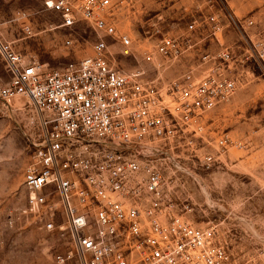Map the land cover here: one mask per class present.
Masks as SVG:
<instances>
[{"label":"built area","instance_id":"built-area-1","mask_svg":"<svg viewBox=\"0 0 264 264\" xmlns=\"http://www.w3.org/2000/svg\"><path fill=\"white\" fill-rule=\"evenodd\" d=\"M213 6L217 0H206ZM128 0H45L58 13L60 26L84 21L99 34L94 54L62 68L27 59L0 29V57L11 79L0 84V116L17 96H25L39 114L32 162L25 170L27 209L48 231L54 230L50 197L58 193L72 249L55 256L57 264H264V247L250 258L238 257L219 238L215 224L199 226L179 212L174 182L167 174L198 157L212 168L230 148H246L230 132L215 138L216 152L199 153L205 140L206 114L230 102L241 85L239 63L231 47L205 52L199 65L165 81L148 77L142 66L124 70L111 63L113 36L125 47L133 38L117 29L115 13ZM19 18L27 19L25 11ZM210 34L219 36L225 23L219 12L206 16ZM253 20H238V25ZM28 28L29 26L26 25ZM165 33L147 64L160 68L196 49L191 36ZM72 40L67 39L66 45ZM259 56L264 58V48ZM204 149V148H203ZM187 208V205H185Z\"/></svg>","mask_w":264,"mask_h":264},{"label":"rangeland","instance_id":"rangeland-1","mask_svg":"<svg viewBox=\"0 0 264 264\" xmlns=\"http://www.w3.org/2000/svg\"><path fill=\"white\" fill-rule=\"evenodd\" d=\"M45 0H0V29L27 59L54 68L94 54L99 34L81 21L72 27L60 26L58 13L45 9ZM25 11L28 18H19ZM219 12L225 23L219 36L210 34L206 16ZM117 29L133 38L125 47L113 36L100 34L108 44L112 64L124 70L139 66L148 77L170 81L199 65L205 52L221 45L232 48L241 61L237 73L241 85L233 99L206 114L205 140L197 139L199 153L216 152L215 138L229 131L246 148H230L212 168L202 166L197 156L182 159L175 169L169 189L177 194L179 212L194 224H215L219 238L238 257L250 258L264 247V0H128L115 13ZM253 20L241 27L238 20ZM197 20L191 36L196 49L157 70L143 59L162 34H186V27ZM26 25L29 27L27 28ZM72 40L66 45V40ZM11 74L0 57V84ZM0 116V264H57L55 256L72 249L66 230V216L58 193L50 197L55 229L48 231L26 212L28 189L25 170L33 160L31 139L37 132L39 114L25 96H17ZM204 148V149H203ZM203 154V153H202ZM187 205V208H185Z\"/></svg>","mask_w":264,"mask_h":264},{"label":"crops","instance_id":"crops-1","mask_svg":"<svg viewBox=\"0 0 264 264\" xmlns=\"http://www.w3.org/2000/svg\"><path fill=\"white\" fill-rule=\"evenodd\" d=\"M229 132V131H228Z\"/></svg>","mask_w":264,"mask_h":264}]
</instances>
